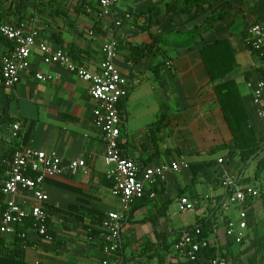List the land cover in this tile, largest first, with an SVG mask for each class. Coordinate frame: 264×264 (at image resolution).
<instances>
[{"label":"crops","instance_id":"crops-1","mask_svg":"<svg viewBox=\"0 0 264 264\" xmlns=\"http://www.w3.org/2000/svg\"><path fill=\"white\" fill-rule=\"evenodd\" d=\"M220 12L226 14L224 19H208ZM0 19L36 27L39 40L64 49L90 72L99 68L102 45L115 38L116 66L133 83L118 106L121 153L145 166L181 157L188 162L187 168L164 176L155 197L136 200L129 208L122 222L121 245L130 264H180L173 243L197 219L214 212L227 192L222 184L225 170L239 174L243 184L256 186L255 171L249 177L244 170L264 158L260 156L264 150L246 164L234 147L229 156L231 149L224 144L230 146L232 135L200 49L217 40L229 42L236 66L227 78L236 82L249 125L264 148V119L258 115L264 102L254 104L247 87V82L264 78V59L246 40L248 26L264 20V0H199L190 6L184 0H119L112 15L105 17L99 14L97 0H0ZM137 47L145 48L144 54L133 63ZM30 65L16 86L0 87V155L10 156V147L30 146L56 151L64 162L83 158L86 169L45 178L53 241L42 240L27 228L29 245L22 250L42 264H102L100 222L106 213L119 210L120 202L106 174L104 141L92 124L95 101L83 80L60 65L44 64L36 47ZM37 73L52 78L37 80ZM14 123L20 126L17 139L12 138ZM180 195L195 202L193 211L176 210ZM17 199L26 208L35 204L26 193ZM238 209L233 206L222 212L219 207L212 224L219 215L236 218ZM260 209L264 210L261 200L248 206L249 226L242 243L228 240L223 227L219 230L213 246L229 254L228 264H262L244 257L250 245L262 241L256 229L264 219ZM235 245L242 258L234 263L230 247Z\"/></svg>","mask_w":264,"mask_h":264},{"label":"built area","instance_id":"built-area-1","mask_svg":"<svg viewBox=\"0 0 264 264\" xmlns=\"http://www.w3.org/2000/svg\"><path fill=\"white\" fill-rule=\"evenodd\" d=\"M101 17L112 15L114 6L119 0H97ZM128 17V15H126ZM116 25L120 21H115ZM38 30L25 22L9 23L0 19V36L11 43L10 47L0 50V87L16 86L21 72L30 69L32 49L37 48L44 64H57L69 72L76 74L88 86V94L95 101L92 109V124L101 134L105 149L103 161L107 177L113 181L115 196L120 202V209L106 213L100 222L102 230V264H110L109 259L119 250L121 245V228L129 208L136 200L153 198L155 189L169 173H178L188 167L183 158L171 159L151 166L127 158L121 153L119 103L131 90L133 83L116 66L117 40L108 39L101 48V59L96 72H90L82 64L77 63L64 49L47 44L38 39ZM247 44L264 59V20L251 23L247 28ZM37 80H51L52 75L37 73ZM252 91L253 102L261 105L264 102V78L247 82ZM264 119V108L258 110ZM20 126L12 124V138H18ZM86 169L85 159L64 162L56 151L44 152L30 146L17 147L11 153L4 171L0 186V233L16 235L26 241V233L19 232L18 226L30 220L31 229L38 238L47 242L53 241L48 233L49 195L44 189L45 178L63 174H76ZM222 184L226 194L220 209L226 212L238 206L236 218L220 216L213 222L208 238H199L200 229L185 233L173 244V251L179 256L180 264H228L224 252L217 251L216 256L208 258L203 250L216 243L219 230L223 227L228 240L240 244L246 240L249 213L248 206L261 200L264 203V188L243 184L239 174L233 175L224 171ZM26 193L33 198L35 204L24 207L18 201L19 194ZM176 210L186 213L195 209V202L185 195L175 201Z\"/></svg>","mask_w":264,"mask_h":264},{"label":"trees","instance_id":"trees-1","mask_svg":"<svg viewBox=\"0 0 264 264\" xmlns=\"http://www.w3.org/2000/svg\"><path fill=\"white\" fill-rule=\"evenodd\" d=\"M197 3H199V0H184L185 6H190L192 4H197ZM225 15H226L225 13L220 12L217 13L215 17L211 16V18L208 19L209 20L216 19L220 21L225 18ZM198 28H199L198 26L195 27L191 31V33L193 31H197ZM1 45H3L4 47H10L11 43L0 36V46ZM118 46L119 43L117 41V49ZM144 49L145 48L143 47L133 48L135 52V56L132 61L133 63L139 61V59L144 54ZM200 54L203 63L206 67L209 79L214 83L213 88L216 94V98L221 106L225 121L232 135L230 146L224 144V147H228L231 149L230 150L231 153L229 155L230 157L233 154V147H234L237 150L240 157L242 158L243 163L246 164V162L250 158L256 157L263 150V147L259 145L255 133L252 127L249 125L248 114L241 100L236 82L232 79L227 78V76L233 71V69L236 66V61L232 49L227 40H219V41L217 40L216 42L212 44H208L205 47L201 48ZM9 150H10L9 155L11 156V153L13 152V148L10 147ZM10 156H5L4 154L0 155V186L3 181L4 171L7 168V162L9 161ZM262 160L263 158L260 159L257 163V167L255 170L256 178L259 177L260 170L263 166ZM145 197L148 196L145 195L143 198L139 200H142ZM224 197L216 203L214 212L220 207ZM132 211L133 210H131L130 212L132 213ZM214 212H212L205 218L197 219L195 224L192 225L187 230H185L182 236L185 233H189L192 230L199 228L200 229L199 238L201 239L208 238L212 227V218L214 217ZM129 218L130 215L126 220L128 221ZM20 228L21 229L18 230L19 232H26L27 228H31L30 220L24 221V223L21 224ZM100 231L102 233V230ZM48 233L51 234L50 231H48ZM94 234L99 235V232L97 233L95 232ZM11 237L12 239L9 240L7 237H5L0 233V264H42V263H37L36 261L29 259L25 256V252L22 250V247L25 245H29L27 241H23L22 239L18 238L16 235H12ZM180 238L176 239L175 242ZM169 246L170 245H166V247ZM156 252H158L157 249L148 257L153 256L154 253ZM216 253L217 251L214 246H210L203 250V254L208 258H212L216 256ZM108 259L111 262V264H120L121 261L122 264H130L131 262V258H126L124 253V248L122 247V245H120V248L116 252V254Z\"/></svg>","mask_w":264,"mask_h":264},{"label":"rangeland","instance_id":"rangeland-1","mask_svg":"<svg viewBox=\"0 0 264 264\" xmlns=\"http://www.w3.org/2000/svg\"><path fill=\"white\" fill-rule=\"evenodd\" d=\"M263 150H264V148H263ZM260 156L264 157V151ZM258 159L256 161L254 160V161L250 162L249 164H247L246 170H244L245 171L244 174L246 176L252 177L254 175V171L256 170ZM262 164H263V166L260 170L258 181L256 182V186H258V187H264V158L262 160ZM220 191H221V189H220ZM259 215L264 216V210L263 209H260ZM256 229H257L258 235L262 239V241L261 242L256 241V243H253L252 245H250V252L248 254L244 255V257H245V259L249 257L248 259L250 261H253V262L258 261V263L262 262V264H264V219L257 222ZM254 245H255V247H254ZM246 246L247 245H245V247ZM239 249L240 248L237 245L230 247V251H232L234 254V258L232 259V262H234V263L237 261V259L242 258L241 255H239V256L237 255V252H239ZM226 256L229 258L228 253H226Z\"/></svg>","mask_w":264,"mask_h":264},{"label":"water","instance_id":"water-1","mask_svg":"<svg viewBox=\"0 0 264 264\" xmlns=\"http://www.w3.org/2000/svg\"><path fill=\"white\" fill-rule=\"evenodd\" d=\"M120 264H122V261H121V263Z\"/></svg>","mask_w":264,"mask_h":264}]
</instances>
